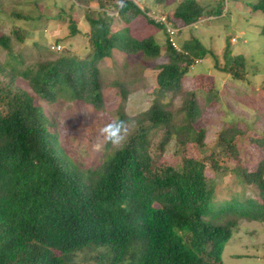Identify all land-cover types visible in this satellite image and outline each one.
Listing matches in <instances>:
<instances>
[{
	"label": "trees",
	"instance_id": "obj_1",
	"mask_svg": "<svg viewBox=\"0 0 264 264\" xmlns=\"http://www.w3.org/2000/svg\"><path fill=\"white\" fill-rule=\"evenodd\" d=\"M224 1L208 5L181 0L169 19L180 27L192 26L206 17L222 16ZM137 2L99 0L97 15L87 13L91 26L87 58L64 52L23 69L24 59L14 55L12 41L24 42L30 33L15 27L0 36V45L10 54L7 61H0V264H224V248L238 218L264 222V159L255 171L231 170L258 190V199L247 197L246 190L243 198L233 196L217 207L216 181L206 175L207 165L215 173L229 169H222L221 160L225 154H237L240 128L225 127L217 142L220 148L208 160L184 156L178 166L159 160L171 139L181 146L204 145V130L196 127L203 111L198 93L184 91L183 86L196 58L209 54L198 37L184 43L185 52H179L168 36L167 60L157 65L153 104L134 118L125 114L124 105L119 107L116 120H133L135 127L99 166L79 168L63 149L58 133L50 129L55 123L33 94L51 103L69 95L101 110L106 104L103 60L116 51L161 55L154 35L138 39L127 25L114 29V15L104 12L112 3L119 18L129 24L146 14ZM252 11L264 13V0L254 2ZM146 17L159 28L166 27ZM70 20L71 33L76 34V23ZM260 34L264 37V25ZM34 44L47 47L39 41ZM227 48L222 72L235 86L250 89L264 67L259 71L254 58L248 60ZM21 78L29 89L17 84ZM113 84L126 102L128 80ZM217 90L212 93L217 95ZM180 92L185 93L178 111L184 113L181 117L168 101ZM154 133L159 139L152 147ZM254 142L264 149V137ZM111 146L107 139V149Z\"/></svg>",
	"mask_w": 264,
	"mask_h": 264
},
{
	"label": "rangeland",
	"instance_id": "obj_2",
	"mask_svg": "<svg viewBox=\"0 0 264 264\" xmlns=\"http://www.w3.org/2000/svg\"><path fill=\"white\" fill-rule=\"evenodd\" d=\"M137 1L146 14L138 16L129 24L119 18L117 8L112 3L104 12L114 15V29L127 25L131 34L138 39L154 35L161 45V55L151 58L142 53L126 55L116 51L113 57L103 60L101 69L106 82L105 108L95 110L87 103L72 100L69 95L59 97L51 103L33 94L35 103L40 105L49 120L55 123V127L50 129L58 133L63 149L81 169L99 166L103 163L105 155L120 145L107 149V139L101 133L106 124L118 118L117 111L120 106L124 105L125 114L134 118L149 109L156 96L159 71L157 65L167 60L168 33L166 27L159 28L150 23L146 16L156 22L158 17L174 16L181 0H163L158 3L156 0ZM198 1L217 5L218 0ZM256 1L225 0L223 6L226 12L222 16L212 19L206 17L204 21L192 26L176 25L179 27L176 42L181 52H185L184 43L193 37H198L209 51L204 58H196L198 63L190 68L183 80L184 91L197 92L198 101L203 108L196 127L204 130V145L191 142L181 146L175 139H171L160 153L159 160L177 166L184 156L208 160V157L220 148L217 142L222 130L228 126L240 128L242 133L237 134L235 138L237 154H225L221 160L222 169H229L223 173H215L207 165L206 175L216 181L217 207L231 200L233 196L243 198L246 190L247 197L259 198L258 190L242 182L238 174L231 170L236 167L255 171L264 159V149L254 142L255 139L264 137V73H258L250 89H244L235 86L231 78L222 72L226 66L225 53L228 46L236 55H244L248 60L254 58L259 71L264 67V37L260 34V28L264 25V13L252 11V4ZM99 5V0H0V36L10 34L15 27L30 33L24 42L17 39L12 41L14 55L24 59L23 69L35 67L41 60L57 59L64 52L87 58L91 55L88 39L91 26L86 15H97ZM71 18L78 29L76 34L71 33ZM178 23L181 24L179 21ZM232 39H236V42ZM35 41L47 47L40 48L34 44ZM59 45L60 50H54ZM9 55L0 45V61H7ZM125 79L128 80L129 88L126 102L113 84L114 80ZM17 84L30 88L29 83L22 78L17 80ZM213 88L218 89L217 95L212 93ZM184 97L183 92L174 99L169 96L168 101H173L170 108L173 112L178 113ZM183 114L178 113V116ZM134 127L133 120L127 122L125 139ZM158 139L155 133L150 135L152 147ZM230 216L234 218V214ZM222 259L224 264H264V222L238 218L233 235L224 248ZM93 262L90 264H94Z\"/></svg>",
	"mask_w": 264,
	"mask_h": 264
},
{
	"label": "clouds",
	"instance_id": "obj_3",
	"mask_svg": "<svg viewBox=\"0 0 264 264\" xmlns=\"http://www.w3.org/2000/svg\"><path fill=\"white\" fill-rule=\"evenodd\" d=\"M119 2L121 5L123 4V0H119ZM232 41H233V39H232ZM233 42H235V41H233ZM127 131H128L127 121H124V120L110 121L108 124H106L101 129L102 135H104L106 137V139H108L113 145H119V144L123 143V141L127 135Z\"/></svg>",
	"mask_w": 264,
	"mask_h": 264
},
{
	"label": "built area",
	"instance_id": "obj_4",
	"mask_svg": "<svg viewBox=\"0 0 264 264\" xmlns=\"http://www.w3.org/2000/svg\"><path fill=\"white\" fill-rule=\"evenodd\" d=\"M157 22H163L166 25L167 33L169 36V41L172 44V46L181 52V49L179 48L176 37L179 33V27H177L172 20H170L167 16H161L157 18ZM54 49V47H52ZM61 46L59 45L54 50H60Z\"/></svg>",
	"mask_w": 264,
	"mask_h": 264
}]
</instances>
